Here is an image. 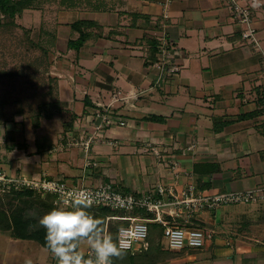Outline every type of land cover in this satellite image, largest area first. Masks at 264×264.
I'll return each instance as SVG.
<instances>
[{"label":"crops","instance_id":"crops-1","mask_svg":"<svg viewBox=\"0 0 264 264\" xmlns=\"http://www.w3.org/2000/svg\"><path fill=\"white\" fill-rule=\"evenodd\" d=\"M258 1L251 43L227 0H31L16 19L40 14L29 29L57 56L50 68L67 151L36 163L55 147L45 137L42 146L50 148H40L43 154L31 155L21 171L0 163V172L76 185L110 182L136 195L159 184L180 191L192 181L211 194L264 185V0ZM80 21L91 23L83 27L89 37L75 49L69 41L80 37L72 28ZM89 137L88 152L75 145ZM205 215L192 217L216 239L183 250L148 242L142 250L150 247L151 264H264V208H228L220 225ZM0 239V264H22L27 240ZM236 241L238 248L224 249ZM43 264L56 261L51 255Z\"/></svg>","mask_w":264,"mask_h":264},{"label":"rangeland","instance_id":"rangeland-1","mask_svg":"<svg viewBox=\"0 0 264 264\" xmlns=\"http://www.w3.org/2000/svg\"><path fill=\"white\" fill-rule=\"evenodd\" d=\"M39 16L40 14H34L33 17L16 19L17 24H14L10 22L11 20L8 17L0 14V163L11 165L10 170L13 169L12 171L16 167H20L18 169L21 171V167L25 163H29L30 159H34L31 155L38 152L43 154L42 150L50 148L49 144L46 148L42 146L45 144V137L53 139L51 141L55 142L52 146L55 147L52 148L53 152L48 150L49 157L39 158L40 161L37 160L36 163L42 164L45 160L56 159L60 152L63 153L66 150L65 144L60 141V129L63 122L60 116L61 111L56 106H52V104L59 101L57 82L55 77L52 76L50 68L51 58L55 60L57 56L53 55L51 57L50 52L52 50L50 51L47 48L49 47L48 43L38 39L36 30L29 29L33 24L36 25L38 21H41L40 18H36ZM39 111L42 112V116L39 118L40 127L36 128L35 122L37 119L35 115ZM46 114L53 116L52 121L46 118ZM42 147L44 149H40ZM2 173L8 177L40 178L26 172L14 175L6 170ZM77 185L87 186L90 184L80 181ZM10 190L13 189L9 186H0V208L8 209V205L12 201ZM237 207L244 209L250 207L264 208V203L255 205L232 204L206 209L204 212H197L195 217L200 218L202 214L206 213V218L216 219V225H220L224 211L228 208ZM27 213L31 218L27 217L26 222L32 223L31 226L34 229L39 227V217L45 212H39L37 208H32ZM251 216L249 214L250 219ZM185 217L187 215H181L182 219ZM181 218L178 219L181 221ZM254 218L252 217V219ZM5 234L8 233L2 232L0 235L3 238ZM162 241L168 243L165 237ZM2 242V239H0V248L6 249L5 244L1 247ZM259 245L260 243L256 244V246ZM23 246L20 255L22 264L25 259H30L32 264H37V262L43 264L44 260L49 259L51 256L47 249L36 241L27 240ZM239 246L240 243L236 241L233 246H226L224 249L233 250ZM81 248H86V246L82 245Z\"/></svg>","mask_w":264,"mask_h":264},{"label":"built area","instance_id":"built-area-1","mask_svg":"<svg viewBox=\"0 0 264 264\" xmlns=\"http://www.w3.org/2000/svg\"><path fill=\"white\" fill-rule=\"evenodd\" d=\"M233 9L236 21L243 27L241 34L244 40L257 43V27L255 26L254 10L261 4L258 0H248L245 5L236 0H227ZM264 76V56L262 57ZM179 67H174L178 70ZM93 137L75 141L85 152L91 148ZM177 176H179L177 174ZM15 187L16 189L30 188L43 197L55 196V205L62 206L61 195L72 189H85L94 194V206H108L130 214L135 209H144L154 214L153 218L144 216H110V219H126L130 221L124 226L127 231L123 238L130 241L127 251L140 252L147 246L149 235V223L155 222L163 225L164 237L168 240V248L171 250H183L185 248L200 249L208 241L216 239V231L203 226H189L188 220L180 221L181 215L192 217L197 212L206 209L219 208L232 204H257L264 202V185L255 188L232 191L225 193H206L197 183L192 181L186 188L178 191L175 187L159 184L156 190L150 194L136 195L119 191L112 183L103 182L95 186H79L71 183L64 177H8L0 172V186ZM166 216H170L167 219ZM179 218V219H178ZM230 245V244H229Z\"/></svg>","mask_w":264,"mask_h":264},{"label":"clouds","instance_id":"clouds-1","mask_svg":"<svg viewBox=\"0 0 264 264\" xmlns=\"http://www.w3.org/2000/svg\"><path fill=\"white\" fill-rule=\"evenodd\" d=\"M62 206H56L39 217L45 231V246L56 264H113L130 247L123 238L127 230L117 234L104 230L101 220L91 214L94 194L85 189H72L61 195ZM86 246V251L81 246ZM24 264H32L25 259Z\"/></svg>","mask_w":264,"mask_h":264},{"label":"trees","instance_id":"trees-1","mask_svg":"<svg viewBox=\"0 0 264 264\" xmlns=\"http://www.w3.org/2000/svg\"><path fill=\"white\" fill-rule=\"evenodd\" d=\"M31 6V0H0V14L8 17L11 23H16V18L21 14L26 8ZM90 22L80 21L72 25V28L80 32V37L76 40H70L69 46L75 49H79L86 42L89 37V33L86 32L83 27L89 26ZM87 26V27H88ZM52 106L58 105L56 103ZM42 116V112L39 111L35 117L37 121L35 122V127H39V118ZM47 117L51 115L46 114ZM13 190L10 192L12 201L8 205V209L0 208V231L8 233L10 236L23 239V240H33L38 242L41 246L45 247V231L40 226L37 228H32V223H28L27 217L28 211L32 208H37L39 212H47L51 208L56 207L55 196L47 195L43 197L40 193L30 189L21 188L16 189L14 186L11 187ZM16 189V190H14ZM9 196V195H8ZM91 214L96 218L101 220L104 230L108 233L117 234L120 227L128 226L130 221L126 219H110V216H144L148 218H153L154 214L147 212L144 209H135L130 214L120 211L117 209H112L108 206H94L90 209ZM44 213H42L43 215ZM31 218V217H29ZM170 219V216H166ZM181 221L183 219L181 218ZM190 221L187 225L189 226H203L204 223L198 221L194 217H190ZM164 237V227L161 224L151 222L149 223V235L147 241L149 243H154L156 241H162ZM148 249H144L140 252L132 253L127 251L122 258H114L113 264H151L150 258H147Z\"/></svg>","mask_w":264,"mask_h":264}]
</instances>
